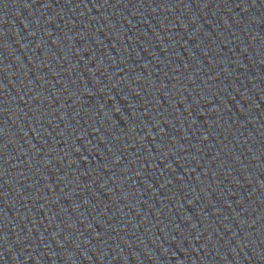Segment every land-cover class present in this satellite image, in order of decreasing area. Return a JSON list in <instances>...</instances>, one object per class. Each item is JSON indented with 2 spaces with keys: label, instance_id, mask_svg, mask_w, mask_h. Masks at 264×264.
Segmentation results:
<instances>
[{
  "label": "water",
  "instance_id": "1",
  "mask_svg": "<svg viewBox=\"0 0 264 264\" xmlns=\"http://www.w3.org/2000/svg\"><path fill=\"white\" fill-rule=\"evenodd\" d=\"M0 264H264V0H0Z\"/></svg>",
  "mask_w": 264,
  "mask_h": 264
}]
</instances>
